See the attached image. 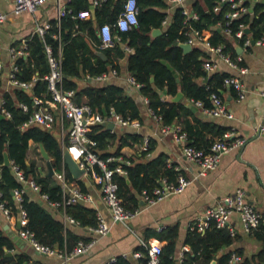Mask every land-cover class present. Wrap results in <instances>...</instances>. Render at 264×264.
<instances>
[{"label": "trees", "instance_id": "obj_1", "mask_svg": "<svg viewBox=\"0 0 264 264\" xmlns=\"http://www.w3.org/2000/svg\"><path fill=\"white\" fill-rule=\"evenodd\" d=\"M216 1L193 2L192 8L196 11L197 18L191 20L190 24L201 33H207V39L211 44L222 45L223 51L232 55L235 50L230 40L221 33V30L211 27L218 22L222 28L225 20L224 13L228 9L226 4L221 3L219 9L214 11L212 8ZM122 2L123 0H105L101 6L95 7L87 18L78 19L74 16L75 12L79 9H89L88 2L87 0H70L66 6L71 9V12L60 16L58 20L56 17L48 19V28L42 38L37 33L26 36L25 45L28 54L24 57L18 56L16 59L19 66L17 76L29 79L35 74L36 80L31 92L39 96L40 92L45 91V81L42 76L47 72L43 45H50L54 53L59 47L63 73L62 86L74 90L77 103L85 102L93 110L99 112L102 108L108 111L111 107L122 117L140 118L135 101L131 96L126 95L120 86L113 83H87L81 87L76 81V78H81L84 74L93 76L107 71L109 67L118 71L119 66L114 59L124 56L119 44L115 42L112 47L101 49L97 47L99 42L97 28L106 22L110 25L111 33L117 35L120 41L125 42L131 48V52L126 56V70L139 84L138 91L146 98L145 105L153 114L159 116L162 125H170L178 121L181 131L185 133L187 145L207 150L213 139L221 136L228 127L213 121L202 120L181 101H170L162 99L161 96L171 97L179 90L184 100L199 101L202 107H209V93L211 91L218 93L219 89L224 86L222 85L223 78L230 73L215 70L207 74L202 68L205 56L200 48L193 47L183 53L178 45L173 44L174 41L185 40L183 15L180 7L173 8L170 20L161 34L151 37L150 29L160 27L161 20L165 17V1L135 0L137 6L136 24L128 30L119 31L112 24L121 9ZM263 8V2H256L251 9V16L242 14L238 18L231 19L228 24L230 31H234L239 23H243L248 25L251 36L257 37L264 28ZM56 33L58 38L52 36ZM98 50L106 55V60L101 59L95 53ZM161 59L165 60L177 73L178 81L160 61ZM198 77L205 78V82H196ZM1 85L0 78V90ZM31 92L15 87L1 94L2 103L0 106L7 110L9 115L0 119V202L9 209V214L17 212V205L11 191L15 187H20L21 183L8 165L4 164V154L7 155L8 160L13 161L23 170L27 178L31 177L39 184L40 192L47 193L49 198L59 197L60 185L54 176L41 174L35 159L28 157L29 141L35 145H42L53 171H59L62 168L67 179L76 182L83 191L87 190L80 178L71 177L65 163L62 162L59 142L50 131L36 125L19 127L31 111ZM19 100L27 104L26 111L17 106ZM86 135L94 141L92 150L97 153L99 158L104 160L111 155H120L127 160V163L120 164L124 173L113 172L111 175V178L116 182V194L126 208L139 207V198L143 189L150 191L152 187L159 185L161 178L174 183L176 175L182 173V170L176 168V163L167 162V155L163 152L152 157L145 155L152 149L153 141L151 139L148 140L146 150H139V155H136L137 160L130 155H123L120 152L121 147L141 143L142 138L138 133L122 132L117 134L101 124H94L90 126ZM111 147L113 149L109 150ZM140 157H144V159L140 160ZM115 164L114 161L107 162V166L110 168H113ZM94 169L98 170L99 168L94 165ZM36 196H38L36 193L24 187L20 206L25 211L24 228L31 231L40 243L69 251L78 240L89 239V237L78 235L72 230L64 228L59 217L53 216ZM65 211L83 228L96 223L95 209L91 205L70 204L65 207ZM177 231V223L167 224L158 229L148 225L142 228L140 237L144 241L150 238L160 243L161 251L158 264L174 263ZM250 234L264 244V221L252 229ZM234 238L229 235L226 227H216L211 221L202 231H198L195 227L191 229L187 227L183 243L189 246V251L182 253L180 264H209L211 260H215V264H229L228 257L231 250H224V248L231 244ZM13 245V239L4 235L0 230V261L5 264H23L27 261V255H5L6 251L13 248ZM134 250L145 251L139 244L135 246ZM234 251L239 253L238 250ZM263 253L264 249L259 251L257 256L262 257ZM135 261L131 256L118 254L109 264H132ZM137 261L145 263V256ZM247 262L248 260L245 258L243 264Z\"/></svg>", "mask_w": 264, "mask_h": 264}, {"label": "built area", "instance_id": "obj_2", "mask_svg": "<svg viewBox=\"0 0 264 264\" xmlns=\"http://www.w3.org/2000/svg\"><path fill=\"white\" fill-rule=\"evenodd\" d=\"M45 0H12L11 12L15 15L20 13H28L34 22L33 33H37L41 38L48 28V22L40 23L34 20V14L37 8L43 4ZM105 0H90L89 7H99ZM172 5L181 6V14L183 15L182 23L184 25L183 35L185 40L183 43L189 45L201 44L208 51L214 53L220 60L224 61L231 67L236 69L235 74H229L222 80V85L230 86L235 93V99H242L245 95V89L240 81L239 74L244 73L246 68L239 65L241 57L239 55L232 56L228 52L223 51V47L220 44H211L207 39V33H201L197 28L190 24L191 20H195L197 15L194 12H189L183 5V0H167ZM224 3L227 6V10L224 13L225 20L221 28L217 22L214 25L219 27L226 33H229L236 42L246 47L251 43L264 44V28L261 33L252 39L249 36L248 25L239 23L234 31H230L228 24L231 19L238 18L242 14L251 16L252 11L244 3V0H217L213 6V10L219 9L220 4ZM264 3V2H263ZM264 10V8H263ZM71 9L67 6L60 5L56 2V19L60 16L70 13ZM137 13V6L135 0H123L121 9L115 17V21L112 26L117 27L119 31L128 30L131 26L136 24L135 15ZM90 15V9H79L75 12L74 16L78 19H85ZM7 14L0 11V23L4 22ZM214 28V27H213ZM247 29V32L244 30ZM97 35L99 42L97 47L99 49L112 47L116 42L117 37L111 33L110 25L106 22L102 23L97 28ZM53 37L58 38V34H52ZM59 46V45H58ZM47 72L43 74L42 78L45 81V91L40 92L39 96L32 94L30 91L36 76L33 74L29 79H22L17 76L18 64L16 59L18 56H26L27 50L25 43L23 45L15 46L9 45L6 47L8 55V64L4 70L1 60L0 51V78L5 79L6 86L10 89L20 88L24 91L31 92V111L28 113L27 118L21 122L20 128H24L28 125H36L47 131L51 130L54 126L57 127L58 142L61 149L69 154V156L77 163L78 167L84 169V174H87L94 184L99 200L104 205L105 210L108 213V218L102 215L100 211L95 207L92 194L88 191H83L76 182L67 179L63 169L59 171H53L52 175L60 185V193L58 198H49L45 192H40L39 184H37L31 177L27 178L24 175L23 170L8 160V167L16 179L21 183L20 187L12 189L11 194L17 205L20 227L16 230V236L26 241L36 252L41 255L50 256L54 255L61 260L62 263L66 259L73 255L81 254L87 251L94 241L91 237L86 241L78 240L71 250L66 251L58 249L51 245L40 243L33 233L26 228L25 224V211L20 206L21 194L24 191V187L33 193H36L43 204L56 211L61 217V223L64 228L67 225H79L78 221L72 218L65 211V207L70 204L83 203L94 207L95 209V225L86 226L85 230L93 236H102L109 232L113 223H118L126 227L131 231L128 223L141 212L143 207H148L155 204L159 199L171 194L178 193L190 182L183 174L178 173L175 178V182H168L165 178L160 179L158 186H154L150 191L142 190L140 194V201L142 205L135 208H126L121 203L120 198L116 194V182L111 178L113 172L124 173V170L120 166L121 163H127L126 159H123L120 155L108 156L106 159H101L95 151L92 150L94 141L90 140L86 133L91 125L101 124L104 126L106 122H113V126L133 125L136 127L137 122L129 117H122L120 114L114 112L109 107L108 111L101 113L93 110L85 102H76L73 89H66L62 86L63 73L61 70V58L60 49L57 48L54 53L48 44L43 45ZM202 67L206 73L215 69V63L206 58L203 60ZM114 72V69H110ZM107 71L100 72L92 76L95 80L104 79L107 75ZM131 83L135 86L139 84L133 77H129ZM259 95L264 98V89L259 91ZM210 106L203 108L204 112L210 114L213 117L231 118L232 113L228 111L223 104L222 97L219 93L211 91L209 93ZM146 101V98H145ZM2 98L0 100V105ZM196 104H200L199 101H195ZM17 106L22 110H27V104L22 101H17ZM159 120V116L152 113ZM0 113L4 116H8L9 112L0 106ZM111 130V129H110ZM171 131L174 140L181 143V152L186 160L197 166V174H204L207 170L213 169L218 164L219 158L222 154L229 152L230 150L240 147L245 144L246 139L235 133L233 128H227L221 136L214 139L207 150L196 148L185 143V133L181 131L178 125H162L161 131ZM256 134L264 135V122L257 124L255 127ZM148 147V138L145 137L140 143V150H146ZM148 155V152H146ZM62 156V155H61ZM63 161V159H62ZM108 161H114L116 164L113 168L107 166ZM94 165L98 166V170L94 169ZM82 173V174H83ZM0 210L6 216L9 215V209L4 207L0 202ZM232 213H236L239 219L240 229L244 232H249L256 228L261 221H264V213L258 211L249 203L245 197V192L241 188H236L232 194H226L213 204L207 205L203 208L202 212L198 215L197 219L191 225L190 229L195 227L198 231H202L209 221L216 227H226L229 235H234L235 230L230 225V217ZM138 244L144 248V252L140 250H134L131 253V257L136 261L132 264H158L159 254L161 251L160 243L144 241L142 238H138ZM188 250L186 244L181 245V255L184 251ZM180 255V256H181ZM145 256V263L137 261V259ZM113 258L109 259L105 264H109ZM229 264H243V257L240 253L231 250L228 257ZM0 264H5L0 261ZM24 264H30L25 262Z\"/></svg>", "mask_w": 264, "mask_h": 264}, {"label": "crops", "instance_id": "obj_3", "mask_svg": "<svg viewBox=\"0 0 264 264\" xmlns=\"http://www.w3.org/2000/svg\"><path fill=\"white\" fill-rule=\"evenodd\" d=\"M57 1L60 5L66 6L70 0H45L43 4L37 8L34 14V20L44 23L48 22L50 18H55ZM164 1L166 3L165 17L161 20L160 27H153L150 29L149 34L151 37L161 34L163 28L170 20L173 8L176 7V5H172L167 0ZM195 1L201 3V0H183L182 5L189 10V12H194L196 14V11L192 8V3ZM87 2L89 8L90 0H87ZM256 2H264V0H244V3L248 5L250 10ZM177 7L181 8L180 5ZM11 8L12 0H0V11L7 14L5 21L0 23V51L4 70L8 64L6 47L9 45H23L26 36L33 33L34 27L33 19L28 13L15 15L11 12ZM90 13L92 14V12ZM211 27L219 29V27L215 25ZM154 28H158L160 33L151 34V30ZM221 33L230 40L234 47L235 52L232 56L239 55L241 57L239 65L246 68L244 73L239 74L240 81L245 89L244 97L236 100L234 90L230 86L225 85L219 89L218 93L222 97L223 104L226 109L232 113L231 118L213 117L204 112L203 108L205 107H202L201 103L198 105L195 102L186 100L190 101L195 107V109H190L197 117L202 120L213 121L228 128H233L237 135L246 139L245 144L222 154L215 168L207 170L204 174L198 175L197 166L186 160L182 155L181 143L174 140L171 131H161L162 124L160 123V119L157 120L151 115L148 110L149 108L145 105V97L140 95L138 87L130 82L129 77L132 76L129 75L126 70V56L131 52V48L127 46L125 42L120 41L117 35H114L115 38L117 37L116 42L124 52L123 57L114 59L118 63V71L112 68L115 70L112 72L109 67L106 72V77L101 80H95L92 76L84 74L81 78H76L78 85L82 87L87 83H113L120 86L124 93L131 96L135 101L139 109L140 118H132L137 122L136 127L130 124L124 126L114 125L111 131H115L117 134L122 132H134L138 133L142 139L145 137H147L148 140L151 139L153 141L152 149L148 152V155H145L152 157L159 152L165 153L167 155V162L176 163V168L182 170L181 174L188 178L190 182L182 191L171 193L159 199L155 204L146 208L143 207L141 212L129 221L128 225L131 231L121 224L113 223L107 234L93 236L79 225H67L66 228L72 230L74 233L89 238L93 237L94 241L86 252L73 255L66 259L64 263L54 255L45 256L39 254L26 241L16 236V230L20 227L19 215L17 214L18 209L16 214H9L8 216L4 215L0 210V230L4 235L12 238L14 241L13 248L6 251L10 253L9 256L25 254L27 255V261L25 262H29L30 264H105L109 259L118 254L131 256L135 246H138V238H141L140 234L144 226L148 225L158 229L167 224L177 223L178 231L174 251L175 261L173 264H180L182 256L181 245L185 244L183 243L185 231L187 227H191L205 206L213 204L226 194H232L236 188H241L245 192L247 201L258 211L264 213V135L256 134L255 132L257 124L264 122V98L259 95V91L264 89V44L251 43L244 47L236 42L229 33L223 30H221ZM249 36L251 39H254L251 34H249ZM193 47H198L204 52L205 57L203 60L208 58L215 63V69L211 71H225L230 74H235L237 72L235 68L220 60L214 53L208 51L201 44L190 45V49ZM196 82L204 83L205 78L198 77L196 78ZM1 84L0 100L2 98L1 94L4 91H9L4 78H1ZM171 97L161 96L162 99L172 101ZM182 97L178 101H184ZM103 112H105V110L102 108L101 113ZM170 125H178L180 127L178 121ZM49 131L58 140L57 127L54 126ZM216 138L218 137L214 139ZM112 149L113 147L109 150ZM139 150L140 143H134L132 146H123L120 148V152L123 155H130L136 160V155H139ZM27 155L35 159L39 172L41 174H46V161L41 155L39 144L35 145L29 141ZM139 159L143 160L144 157H140ZM78 178L85 184L86 191L92 194L95 207L103 216L108 218V213L104 205L100 202L96 188L91 179L84 173ZM140 200L139 206L142 205ZM46 209H48L53 216L59 217L61 220L60 215L56 211L49 208ZM230 225H232L235 230V234L232 235L235 238L224 250H238L243 260L245 258L248 260L246 264H264V253L262 257L259 255L257 256L258 252L264 249V244L250 234V231L244 232L240 229L239 219L236 213L231 214ZM147 241L158 242L150 238L147 239ZM187 251H189V246Z\"/></svg>", "mask_w": 264, "mask_h": 264}, {"label": "water", "instance_id": "obj_4", "mask_svg": "<svg viewBox=\"0 0 264 264\" xmlns=\"http://www.w3.org/2000/svg\"><path fill=\"white\" fill-rule=\"evenodd\" d=\"M89 9H90V12H93L94 7H89ZM244 31L247 32V29H245ZM158 33H160L158 28H154L151 30V34H153V35L158 34ZM251 42H252V39H251ZM173 44L178 45L182 49L183 53L190 50V45L188 43H183V42L178 43V42L174 41ZM96 54L98 56H100L103 60H106V55L101 50L96 51ZM160 61L173 73L175 80L178 81L177 73L172 69V67L165 60L161 59ZM150 80H152V77H150ZM181 97H182V93L178 90L171 97V100L172 101H178L181 99ZM182 103L189 108L195 109V107L192 105V103L190 101H187L186 99L184 101H182ZM1 118H3V115L0 113V119ZM104 127L106 129L110 130L113 127V122L104 123ZM39 150L41 152L42 157L46 161V169H47L46 175L50 176V175H52L53 169L49 163L48 156H47V154H46V152L43 149L41 144H39ZM61 155H62V159H63V161L66 165V168H67L68 172L70 173L71 177L72 178H78L84 172V169L81 167H78L77 163L69 156V154L66 152V150H63ZM3 162H4V164L8 163V158H7L6 154H4ZM5 255L9 256L10 253L6 252ZM214 263H215L214 260H211L209 262V264H214Z\"/></svg>", "mask_w": 264, "mask_h": 264}]
</instances>
